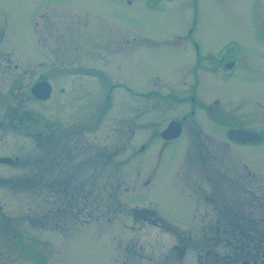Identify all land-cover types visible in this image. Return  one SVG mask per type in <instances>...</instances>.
<instances>
[{
  "label": "rangeland",
  "instance_id": "1",
  "mask_svg": "<svg viewBox=\"0 0 264 264\" xmlns=\"http://www.w3.org/2000/svg\"><path fill=\"white\" fill-rule=\"evenodd\" d=\"M173 1L0 0L4 100L11 101L7 88L13 76L17 75L18 80L19 75L25 76L18 83L21 99L29 94L31 74H46L53 90L50 99L39 102L26 97L24 108L32 115L45 116L54 131L45 150L35 144L37 135L34 140L27 139L6 128L0 135V156L19 159L16 166L0 164V177L25 180L13 186L4 181L0 188L3 243L15 249L25 243L40 253V259L47 258L48 264H123L118 253L125 242L133 239L158 245L160 237L159 261L153 264H199L198 254L204 250L206 237L201 235L205 228L203 213L210 219L212 210L207 205L209 201L202 202L207 186L204 173L198 172V163L203 162L206 154H196L204 150L194 148V143L196 134L206 135L212 142L210 146L216 148L210 157L213 161L215 156L219 159L218 143L222 139L220 128L213 127L202 108L196 120L192 119L196 122L190 119L192 78L188 76L187 82L186 69H179L189 63L190 53L165 43L185 35L186 26L177 8L187 9L188 0ZM229 1L232 7L224 9L219 0H215L216 8L211 0H202L201 26L195 31L205 51L226 38H239L245 66L226 84L212 78L208 69H202L194 103L209 104L226 95L237 100L232 106L236 121L259 124L256 101L250 103L241 96L248 94L249 99L255 100L260 94L264 98V93L258 91L264 79V59L260 54L264 45L238 31L257 24L256 15L242 20L237 10L249 7L251 0ZM246 15L251 12L244 11V18ZM184 18L188 21L189 16ZM16 64L18 69L14 72ZM7 65L10 69H6ZM139 94L146 96L142 99ZM218 109L214 108L211 116L218 114ZM244 115H253L254 119L245 122ZM183 116V135L167 147L159 132L170 119L181 121ZM233 152L263 183L264 146L234 148ZM67 154L72 157L60 162L65 164L68 174L69 165H73L70 169L80 186H70L66 197L57 199V194L49 198L45 168L53 159L57 162ZM93 168L98 169L97 175ZM241 174L245 172H231V179ZM29 179H41L42 185L37 188ZM257 191L264 200V186ZM85 195L93 200L92 204L78 202ZM108 198L116 201L115 207L120 202L121 213L105 217ZM67 201L82 205V213L68 206ZM262 203L254 209L258 218L264 215ZM96 208L98 215L104 216L97 219L93 212L94 217L89 218L88 211ZM133 208L154 210L183 228L190 239L183 258L172 247L174 235H163L154 229L158 233L155 238L126 229L135 226L131 218ZM206 217L205 221L209 220ZM13 234L17 236L15 240ZM16 257L22 260L20 250ZM34 264H38L37 257ZM138 264L149 262L144 259Z\"/></svg>",
  "mask_w": 264,
  "mask_h": 264
},
{
  "label": "flooded vegetation",
  "instance_id": "2",
  "mask_svg": "<svg viewBox=\"0 0 264 264\" xmlns=\"http://www.w3.org/2000/svg\"><path fill=\"white\" fill-rule=\"evenodd\" d=\"M173 1V0H171ZM175 1V0H174ZM173 1V2H174ZM229 0H219V3H221V7L230 8L232 7L231 3H229ZM202 0H188V6L187 9L181 10L177 8L178 12L181 15V18L184 20V24L186 26L185 35H177L175 36L172 41L165 42L166 44L170 45L172 48H175L179 50L180 52H188L190 53L189 63L186 66H183L180 69H186V75H187V82H188V76H191L192 83H190V96H189V106H190V119H195L198 114V110L202 108V110H205L208 114L206 115L210 121L214 124L213 127L216 128L218 126L220 128V137L222 141L218 143L219 146V159L214 157L213 161L210 160L212 150L216 148L211 147V140L207 138L206 135H203L201 132L196 134L197 141L194 143V148H197L199 150L203 149L204 152L199 151L195 152L196 154H206L205 158H203V162L198 163V172L204 173L203 175V181L206 188L203 189L202 194V202L203 204H206L208 200L211 199L212 196V190L214 188V185H221L226 186L229 181H233L231 179V172L234 171H244L245 174L237 175L235 177L236 184H245L248 185L251 189V191L254 193L256 197L259 198V194L257 189L259 190V186H264V182L262 183V179L259 178V175L253 172L249 166L242 161L240 157H237L235 153L233 152L234 148H253V147H260L264 146V104L259 101L263 100L259 94L258 99L250 98V95H244L241 96V98L246 99L248 102L255 103L256 108V120L260 121L259 124H250V123H242L241 121H236L235 115L232 110V106L234 105L233 101H237L236 99H233L232 97L223 95L224 97H221V99H214L209 104H202L198 103L195 105V98H196V90L197 87L201 84L199 79V74L202 71V69H208L211 71L212 78H219L221 83L226 84L228 81H230L232 78H234L236 72L243 68L245 66V60L241 57L242 53V42L237 37H229L225 40L221 41L219 44L211 45L214 46L213 49L205 51L202 46V42L199 38V35L196 34L195 29L199 26H201V18H202ZM211 3L216 8L217 4L215 3V0H211ZM220 7V8H221ZM238 13L242 20H248L250 19L249 16L256 15L257 17V24L252 28H243L241 27L238 31L241 33V35L245 33V35H249L250 39L258 43H261L264 45V0H251L249 7H240L237 8ZM244 11H250L251 15H246V18H244ZM189 16L188 21H186V18ZM229 17H232V13H228ZM1 44H2V30H0V51H1ZM261 59H264V50H261ZM243 55V54H242ZM192 64V65H191ZM3 56L0 52V135L2 134L4 128L7 129L8 132H10L13 135L23 134L24 138L29 139L32 138V140L35 139L34 136H36L37 140L35 139V144L38 146V148L42 147L47 149L50 144L51 135L53 136L54 131L51 130L50 122L45 119V116L38 115H32V112L26 108H24L25 105V98H30L31 101L37 100L39 102H46V101H40L36 98V96L32 93L31 89L34 88V86L39 83H42L44 81H49V78L46 74L43 75H35V73L31 74L32 84L29 88V91L25 98L18 97V83L19 81H23L22 74L19 75L21 77L20 80H18V76H13L8 82V88H7V94L11 98L10 102H7L4 100L3 97ZM6 69H10L9 65L6 66ZM17 64L14 65L13 71L17 72ZM51 84V83H50ZM129 90V88H126ZM260 93H264V79L261 82V85H259ZM53 91V90H52ZM146 95H141L142 99H144ZM4 102H6L4 104ZM187 104V103H186ZM214 104V105H213ZM218 109V114L212 115V111L214 108ZM200 107V108H199ZM229 111H228V110ZM239 107L235 108V112L238 114ZM31 113V114H30ZM258 115L261 116V118H258ZM244 121L249 122L252 119H254L253 115H244ZM192 120V121H195ZM177 122L180 125V134L175 139H163L162 132L164 129L168 126L170 122ZM186 121V116H183L181 121L177 119H170L166 126L161 129L160 137L161 140L164 141V143L167 144V147H169L173 142L178 140L183 135V124ZM196 122V121H195ZM37 129V130H36ZM36 130L35 134L34 131ZM246 131L247 133H257V135L262 136V138H258L254 136L255 134H250V136L241 135L239 137H235L234 133L241 132L243 133ZM208 134V133H207ZM210 135V134H209ZM17 139L16 137H14ZM2 137H0L1 141ZM195 139V140H196ZM220 139V140H221ZM207 146L205 145V142ZM40 141V142H37ZM2 146V145H0ZM47 147V148H45ZM165 147V145H164ZM211 151H210V148ZM232 147V149H231ZM145 146L142 148L144 149ZM231 150V152H230ZM71 154H67L65 158H60L57 162L54 161V159L51 161V163H48L47 167L45 168L46 173L44 176L46 177V185L45 188L48 189L47 196L49 198H52L51 196H56L58 194L59 199L62 195H65L69 191L70 186H80L79 182L77 180H74L75 178L73 173L71 172L70 168H73L72 164L69 165V174L66 172L65 164L61 163L64 160L68 161L71 158ZM3 158L0 156V159ZM6 158H10L13 161L8 162H1L0 164H8L12 166H16L19 162L18 159L16 161L17 157L12 156H6ZM201 160L200 156H198V161ZM210 161L211 163L207 162ZM61 161V162H60ZM207 165V166H206ZM206 166V167H205ZM49 170V172H48ZM93 172H95V175L98 173L97 168L92 169ZM75 171V169H74ZM77 171L79 173L80 168H77ZM97 172V173H96ZM65 173H67V176H65ZM261 173V172H260ZM55 175V176H54ZM95 175L90 174V177L94 178ZM54 176L52 179L51 177ZM211 176H215V178H211ZM261 176H264L261 173ZM43 177V179L45 178ZM68 177V178H64ZM36 179H29V182L33 186L40 187L42 184L40 183L41 179L36 180L37 182H34ZM234 180V181H235ZM4 181H7V184H11L13 186L17 183H23L25 180L14 178L12 180H6L3 177H0V188L3 186ZM38 183V184H37ZM83 185V184H82ZM52 186H58V190H53ZM199 189H202L201 187ZM208 191L206 192L205 191ZM195 190V189H194ZM196 191V190H195ZM54 192V194H53ZM200 192V191H199ZM52 193V195H51ZM198 193V191H197ZM89 198L85 195L83 198V201L78 200L79 203H85V204H92L93 200H88ZM264 201V200H263ZM109 205V209L106 210V215L113 217L116 214L121 213L118 206L120 205V202L118 203L117 207H115L114 203L116 201L112 200L110 198L107 199L105 202ZM68 206L74 207L75 210H78V213H82L79 211L80 208H82V205L78 204L77 202H71L67 201ZM2 205V204H1ZM0 205V219L2 218V208ZM207 207V206H206ZM111 208H113L112 212H110ZM131 218L133 225H138V227L130 226L126 229L128 230H139L142 232V234H148V235H156L158 233L154 232L153 230H159L163 235H174L175 237V243L172 246L174 250L178 252V257L183 258V255L187 248L189 247V238L187 235H184V230L180 226L178 227L171 221H169L165 217H161L158 215L154 210L150 209H144V208H133L131 210ZM93 212L95 213V218L103 217L104 214L98 215V209L96 210L92 209L90 212L88 211L87 215L89 218H93ZM50 210H47V214L49 215ZM77 216L79 214H76ZM48 217L47 215H43ZM206 214L203 213V219L205 222ZM111 219V218H109ZM203 222V224H204ZM85 224L88 223V220H85ZM209 223H205V228L201 230V234H207L206 233V226ZM0 226L3 227L2 221L0 220ZM144 226V227H143ZM150 226V227H148ZM1 228V227H0ZM64 228V226H63ZM61 230V229H60ZM62 231V230H61ZM159 232V233H160ZM16 235L13 234L12 239H16ZM158 245L154 243H138L136 240L130 239L129 242H125L123 248L120 250L121 253H118L122 258L121 262L123 264H138L142 260H146L149 262V264H153V262L159 261L158 256L161 252V246H160V237L158 239ZM17 246V244H16ZM15 246V247H16ZM121 246V244H120ZM12 247V248H11ZM8 244L3 243L1 238V232H0V264H34L35 263V257H37L38 264H48V259L41 258L40 259V253L37 251H33L28 248L27 244L24 243L23 246H19V249L16 247V249ZM204 250L202 251L203 257H207L209 254V247L203 245ZM14 250L21 251L23 258L20 260L18 257H16V252ZM113 252V251H112ZM159 254L157 255L156 253ZM24 254H27L24 257ZM112 254V253H111ZM156 259V260H153ZM200 264H205L202 257L199 258ZM255 264V263H251Z\"/></svg>",
  "mask_w": 264,
  "mask_h": 264
},
{
  "label": "trees",
  "instance_id": "3",
  "mask_svg": "<svg viewBox=\"0 0 264 264\" xmlns=\"http://www.w3.org/2000/svg\"><path fill=\"white\" fill-rule=\"evenodd\" d=\"M232 180L225 187L214 185L208 200L213 217L206 226L204 243L209 247V254L204 262L264 264V215L258 218L254 212L264 201L248 185ZM58 188L52 186L54 190Z\"/></svg>",
  "mask_w": 264,
  "mask_h": 264
},
{
  "label": "water",
  "instance_id": "4",
  "mask_svg": "<svg viewBox=\"0 0 264 264\" xmlns=\"http://www.w3.org/2000/svg\"><path fill=\"white\" fill-rule=\"evenodd\" d=\"M34 93H35L36 97H38V98H40L42 100L47 99V98H49V95H50V86L48 85V83L41 84L40 85V90L34 91ZM172 129L173 128L170 126L166 132H170V134L177 132L176 129H173V131H172ZM237 134H241V133H237ZM2 161H7V160L6 159H2Z\"/></svg>",
  "mask_w": 264,
  "mask_h": 264
}]
</instances>
